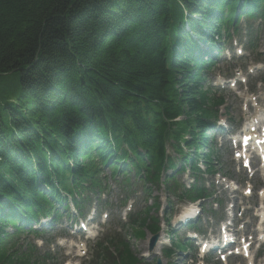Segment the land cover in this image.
<instances>
[{"label":"trees","instance_id":"1","mask_svg":"<svg viewBox=\"0 0 264 264\" xmlns=\"http://www.w3.org/2000/svg\"><path fill=\"white\" fill-rule=\"evenodd\" d=\"M242 21L253 52L264 0H0V85L19 77L0 94V264H47L22 235L70 215L69 201L81 210L108 179L210 195L209 120L223 99L203 81ZM158 208L134 223L158 232ZM106 243L104 260L148 264L125 239Z\"/></svg>","mask_w":264,"mask_h":264},{"label":"rangeland","instance_id":"2","mask_svg":"<svg viewBox=\"0 0 264 264\" xmlns=\"http://www.w3.org/2000/svg\"><path fill=\"white\" fill-rule=\"evenodd\" d=\"M240 39L236 38L231 45L227 43L224 46L215 68L207 74L205 79L206 86H216L217 84L223 88L222 91H218L223 94L226 101V108L224 109V106L220 110L221 118H226L227 110V117L231 120L227 123V130L223 129L217 132L215 130L218 126L213 128L215 130L212 129L207 135L209 140L211 139L217 144L218 158L220 160V174L208 179L210 183L214 182L212 188L216 190L215 195L223 200L224 207H226L227 222L224 221L226 222L225 225L233 226V231L237 233L239 239L242 236L251 242V254L255 255L260 243L264 242V240L259 238L260 235H264V193L260 194L262 188L258 187V184H264V170L260 168L257 160L254 161V169L243 168L236 156L234 142L229 141V134L235 131L237 127L239 128L251 116L252 111H259V108H264V81L261 80L264 77V53L261 56L250 54L249 51L244 50ZM261 39L263 41L258 51L264 52V36ZM231 47H238V50L242 51L240 55H244V57L238 58L239 56L234 55L233 51L228 52ZM241 73L246 77L245 81H241ZM3 79L5 84L3 87L0 85V94L16 88L19 84L17 72L10 73ZM233 80H235V84ZM249 84L252 86L253 91L247 88ZM169 150L172 154L171 147H169ZM107 174L109 176V173ZM189 179L190 176L187 174L183 176L185 182L188 183ZM246 179H248V182L244 183ZM134 182L133 180L131 186L127 187L115 180H108L109 187L101 191L99 197L96 195L93 197V201L87 203L84 213H89V215L86 218V223L90 225V228L93 225H98L93 230L94 236L92 238L86 239L84 237L85 233L80 228L81 220L77 219V226H71L74 224L73 219L77 216V213L72 211L73 217H61L54 228L45 229V238H56L51 245H43L42 240H37L32 235H22L21 243L32 242L37 243L38 246L43 245L39 247L41 249V251L37 252L39 255H44L45 251L52 249L50 252L51 256L54 257L52 264H113L111 261L108 262L97 257L98 253L101 252L97 250V243L105 240L110 234L115 232L120 233L123 239L126 238L129 241L135 254L145 258L151 264H155L158 258L165 261L166 264H190L194 259H200L199 245H201V241H191L189 243L191 246L190 252H176L171 257L166 255L165 250L171 248L172 241L186 239V230L181 227L179 217L185 211L193 208V206L181 203L175 197H172L171 201L167 203L165 190L162 187L161 189L157 187L151 188L154 195L160 197L159 201L162 204L160 215L164 213L165 216L161 218L162 230L159 241L154 251L148 252L151 234L145 230L142 231V236L138 237L126 223L130 216H137L154 202L152 199L147 200L149 199L148 193H145L143 185ZM247 188L252 190L250 194L246 190ZM213 204L210 200L204 203L206 211L203 216L210 219L209 232L206 238L215 240L219 228L216 218L211 216L209 210L213 206L217 209L218 207ZM197 209L199 208L197 207ZM246 209H248V214ZM244 211L247 214L245 221L242 223L244 226H237L236 222L242 219L240 212ZM217 213L219 214L220 211H217ZM221 213L225 212L221 211ZM201 216L202 212L199 214V217ZM92 217L93 219H88ZM81 219H84L83 216H81ZM74 243L77 247L72 246ZM110 252L113 254L115 249L112 248ZM76 254L83 255V257L76 258ZM231 261L234 264L245 263V259L241 256L235 257L232 255ZM257 264H264V258L259 259Z\"/></svg>","mask_w":264,"mask_h":264},{"label":"water","instance_id":"3","mask_svg":"<svg viewBox=\"0 0 264 264\" xmlns=\"http://www.w3.org/2000/svg\"><path fill=\"white\" fill-rule=\"evenodd\" d=\"M158 237H159V234H156V235L153 237V239H152V241H151V244H150V250H152V249L154 248V246H155V244H156V242H157ZM157 264H162L161 260H158V263H157Z\"/></svg>","mask_w":264,"mask_h":264},{"label":"bare ground","instance_id":"4","mask_svg":"<svg viewBox=\"0 0 264 264\" xmlns=\"http://www.w3.org/2000/svg\"><path fill=\"white\" fill-rule=\"evenodd\" d=\"M255 121H256V118L253 119V122H255ZM252 134H253V133H251L250 136H251ZM260 139L263 140V138H260ZM263 145H264V144H262V147H264ZM263 161H264V155H263ZM163 264H166V262L164 261Z\"/></svg>","mask_w":264,"mask_h":264}]
</instances>
